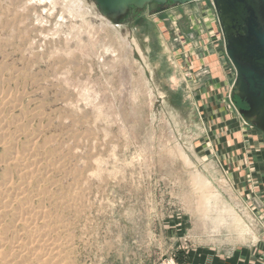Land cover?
<instances>
[{"label": "rangeland", "instance_id": "obj_1", "mask_svg": "<svg viewBox=\"0 0 264 264\" xmlns=\"http://www.w3.org/2000/svg\"><path fill=\"white\" fill-rule=\"evenodd\" d=\"M29 1L0 0V140L12 145L0 144V162L32 147L49 170L25 188L42 194L28 204L59 228L64 264H186L198 249L242 242L234 218L258 207L264 133L240 112L248 106L212 1H152L107 16L84 0L98 28L86 46L69 37V23L54 37L56 13ZM14 167L0 166V188L24 187ZM18 220H0L6 254Z\"/></svg>", "mask_w": 264, "mask_h": 264}, {"label": "bare ground", "instance_id": "obj_2", "mask_svg": "<svg viewBox=\"0 0 264 264\" xmlns=\"http://www.w3.org/2000/svg\"><path fill=\"white\" fill-rule=\"evenodd\" d=\"M26 1H29V0H26ZM32 1H34V3ZM125 1H126L125 5L123 7H121V4L119 6H117L118 8H120L121 11L123 9L127 8L128 6H132V5L143 8L144 4H146L148 2H152L154 0H125ZM159 1L162 2L161 0H155V2H159ZM31 2H32V4H35L31 7L33 10H36L37 8H41V7L44 8L45 7L43 10H45L47 15H48L47 8L49 7L48 9H49L50 14L52 11L51 15L56 13V15L53 16V20H56L58 18V21H55V23H54L56 32L52 30L53 32H55L54 37H55V35L58 36L61 32L63 33V31L65 32L66 29L64 27L69 23V25H70V26L68 25L69 31H67L71 35L69 37H72L73 40L77 39L79 44H83V46L87 45L86 44V42H87L86 37H84L85 35H87L88 37H90L93 40L96 38L98 28L94 24V21L90 17L97 12L94 8H92L88 5L87 1H84V0H31ZM124 12H126V11H124ZM98 15L99 14H96V16H97L96 18H98ZM7 16H9V15L7 14L6 17ZM38 23H40V22H38ZM101 23L102 24H100V26H98V27L104 29V31L106 33L108 31L107 35L114 34L117 37V39H119L118 41H119L120 45L122 46L121 47L122 51H124V52H126V54H128L129 50L127 47H129V43L126 42L125 40H123V38L121 37L122 35L121 34H120L121 36L119 35L120 32L118 33V31L114 28L113 23H111L107 20L104 22L101 20ZM111 27H113L114 31L110 30ZM70 28L72 30H70ZM103 46H104V55H108V53H111L110 45L103 44ZM97 48L98 47L96 46V50H98ZM82 50H83V48H82ZM137 50H138V53L139 52L141 53L139 46H137ZM92 52H93V50H92ZM113 53L117 54V50L116 51L113 50ZM93 54H94V52H93ZM100 56H101V54H100ZM109 57H111V56H109ZM143 57H142V60H143ZM104 58H105V56H104ZM104 58H102L101 60H104ZM116 58L119 59L118 54L116 55ZM123 66H125V65H123ZM115 67H117V66H115ZM107 69H108V67L106 68V70ZM109 70H110V68H109ZM143 75H144V73H143ZM126 91H128V90H126ZM151 94H152V92H151ZM124 96H126V95H124ZM2 103H3V105H5L3 101H2ZM6 103L8 104V101H6ZM13 104H14V102H13ZM14 105L12 107L16 108V107H14ZM8 107H9V105H8ZM0 108H2V106ZM5 108H3V110H5ZM10 108H11V105H10ZM4 118L3 119L1 118V119L5 120ZM2 123L0 120V124H2ZM4 129L0 130V135L4 134ZM7 130L8 129H6V131ZM7 141H8V139H7ZM0 144L5 149L10 150L12 148V145L9 142H6V141L4 142V140L2 141V138L0 140ZM34 145H35V143H34ZM30 148L31 149H27V150L23 151L22 154L20 153L21 154L20 156L17 154L13 158H11L12 157L11 156L10 157L11 159L7 158V160L0 162L2 164L0 166H3V165H6L8 167H10L12 165H15V167L17 166V168L20 169L19 172H21L23 179H24V183H23L24 185H22L24 187H21V185H20L21 188L18 187L17 189L11 188L10 185H12L13 183L8 184V182H5L6 183L5 187H3V185L1 184L2 187L0 188V198H2V199L0 201H2V203L4 205H3V207L0 206V220L4 216H6L7 213H12L15 216V218H21V220H18V223H17V226L21 225L20 226L21 229L18 232L19 238L13 243V245H11L12 249L10 250V252L8 254H6V253H4V249L2 250V248L4 247V245H5L4 243L6 242L4 240L5 239L4 234H5V231L7 229L4 227L6 229L4 231V228H2L3 226L1 224L2 221H0V245H1L0 246V264H30V263L31 264L32 263H34V264H64V258H65L64 252L65 251H63V249H65V248L67 249V246H66L65 242H63L61 240L59 241L56 239V235L59 234L58 233L59 228L55 226L54 222L52 223V221H50L51 220L50 218H49L50 220L49 219L47 220V218L49 217V215H47L48 212L45 213L46 211H43L42 209H34V208H32V206H30L28 204V203H30L28 201V198L30 197V195H32V197H33V195H36L34 197L38 198L42 194L40 193L39 190H38L39 194L38 193L32 194V191H29V189L25 188V187L30 186V183L27 182V180L35 178L37 176H41L42 174H44V172L45 173L49 172L48 169L40 168L41 166L39 164V161H41V159H39V161H38V159L35 157L37 153L34 152V149L32 147H30ZM16 149H17V147H16ZM29 150L33 151V153H31ZM17 152L19 153L18 150H17ZM26 152H28V153H26ZM179 154H181V153L179 152ZM40 157H42V156H40ZM186 162H187V164L189 163L188 160H186ZM51 171H53V170H51ZM19 176H20V174H19ZM46 179L48 180V178H46ZM194 179H196V181L199 184H201V186H203L205 188H208L210 186V183L207 180H205V178L203 179V177H201L200 175L195 176ZM208 191H210V189ZM39 198H41V197H39ZM202 203L203 202H201V204ZM204 207H205L204 210L206 212L210 210V207H208L207 201H205ZM43 209H44V207H43ZM17 226H15V227H17ZM68 242H69V240H68ZM70 243H71V241H70ZM69 244H68V248L71 246V245L69 246ZM7 245H5V246H7ZM66 264H68V263H66Z\"/></svg>", "mask_w": 264, "mask_h": 264}, {"label": "water", "instance_id": "obj_3", "mask_svg": "<svg viewBox=\"0 0 264 264\" xmlns=\"http://www.w3.org/2000/svg\"><path fill=\"white\" fill-rule=\"evenodd\" d=\"M107 15L120 14L125 0H95ZM155 1V0H154ZM165 4L167 0H161ZM188 4L207 0H172ZM225 41V53L237 73V96L248 106L241 114L264 133V0H211Z\"/></svg>", "mask_w": 264, "mask_h": 264}, {"label": "crops", "instance_id": "obj_4", "mask_svg": "<svg viewBox=\"0 0 264 264\" xmlns=\"http://www.w3.org/2000/svg\"><path fill=\"white\" fill-rule=\"evenodd\" d=\"M230 68H233L232 65ZM222 72L221 82L224 76L229 74H225L221 69L220 74ZM262 152L258 155L253 154L257 162L254 171L259 173L256 180L258 177L261 180L260 194L255 199L258 207H249L244 217L238 215L234 218L235 233L240 235L242 242L229 248L214 245L210 248L198 249L193 256L190 255L191 261L186 264H264V151ZM234 170L239 171L240 167Z\"/></svg>", "mask_w": 264, "mask_h": 264}, {"label": "flooded vegetation", "instance_id": "obj_5", "mask_svg": "<svg viewBox=\"0 0 264 264\" xmlns=\"http://www.w3.org/2000/svg\"><path fill=\"white\" fill-rule=\"evenodd\" d=\"M244 2H246V0H243ZM214 6V5H213ZM215 9V8H214ZM215 12H216V10H215ZM216 15H217V13H216ZM217 19H218V17H217ZM222 33V32H221ZM222 36H223V34H222ZM223 39H224V37H223ZM224 45H225V41H224ZM225 47V46H224Z\"/></svg>", "mask_w": 264, "mask_h": 264}]
</instances>
